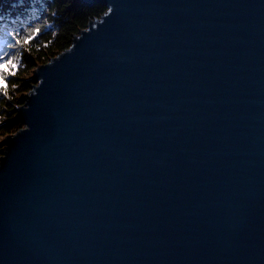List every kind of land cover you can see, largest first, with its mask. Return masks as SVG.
Instances as JSON below:
<instances>
[{
    "label": "water",
    "instance_id": "95a60500",
    "mask_svg": "<svg viewBox=\"0 0 264 264\" xmlns=\"http://www.w3.org/2000/svg\"><path fill=\"white\" fill-rule=\"evenodd\" d=\"M77 1L0 143V264H264V0Z\"/></svg>",
    "mask_w": 264,
    "mask_h": 264
},
{
    "label": "trees",
    "instance_id": "16d2710c",
    "mask_svg": "<svg viewBox=\"0 0 264 264\" xmlns=\"http://www.w3.org/2000/svg\"><path fill=\"white\" fill-rule=\"evenodd\" d=\"M106 10L102 4L90 7L77 0H0V29L23 34L26 27L46 25L31 43L10 50L13 54L19 51L21 60L18 69L13 66L16 75L5 82L11 99L0 94V143L22 127L15 118L16 107L21 104V96L31 89L35 68L69 48L73 36ZM1 149L0 145V156Z\"/></svg>",
    "mask_w": 264,
    "mask_h": 264
},
{
    "label": "snow or ice",
    "instance_id": "6c2138e0",
    "mask_svg": "<svg viewBox=\"0 0 264 264\" xmlns=\"http://www.w3.org/2000/svg\"><path fill=\"white\" fill-rule=\"evenodd\" d=\"M45 26L36 24L32 27H26L23 29V34L17 30L0 29V94L5 98L11 99L5 82L11 76L16 75L13 66L15 65V68L18 69L21 60L19 51L13 54L10 50H15L31 43ZM12 87H15V85H12Z\"/></svg>",
    "mask_w": 264,
    "mask_h": 264
},
{
    "label": "rangeland",
    "instance_id": "374dc122",
    "mask_svg": "<svg viewBox=\"0 0 264 264\" xmlns=\"http://www.w3.org/2000/svg\"><path fill=\"white\" fill-rule=\"evenodd\" d=\"M16 114H17V113H16ZM3 138H4V137H3ZM3 138H2V139H3Z\"/></svg>",
    "mask_w": 264,
    "mask_h": 264
}]
</instances>
